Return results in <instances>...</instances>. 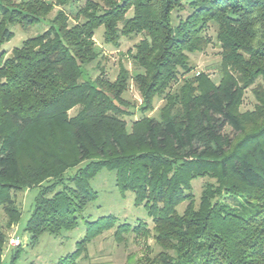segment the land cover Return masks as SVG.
<instances>
[{"label":"trees","instance_id":"1","mask_svg":"<svg viewBox=\"0 0 264 264\" xmlns=\"http://www.w3.org/2000/svg\"><path fill=\"white\" fill-rule=\"evenodd\" d=\"M76 1L0 0V48L11 27L34 26L57 9L47 29L7 58L0 52L4 226L20 215L10 191L40 187L26 225L31 242L76 228L96 198L89 181L106 168L122 195L134 193L152 228L100 218L58 264H75L84 245L110 229L117 239L151 236L159 251L137 264H264V0H86L67 13ZM99 27L116 48L120 38L140 37L129 52L134 81L141 110L156 96L164 100L157 119L141 117L128 128L123 68L113 82L85 71L100 55ZM211 30L220 49L217 83L202 72L190 76L189 56L212 43ZM247 90L254 106L241 112ZM198 178L207 181L195 202ZM4 241L0 223V264Z\"/></svg>","mask_w":264,"mask_h":264},{"label":"rangeland","instance_id":"2","mask_svg":"<svg viewBox=\"0 0 264 264\" xmlns=\"http://www.w3.org/2000/svg\"><path fill=\"white\" fill-rule=\"evenodd\" d=\"M12 1L18 3L20 0ZM85 1L77 0L72 7L65 8V11L67 13L74 12V10L81 8ZM56 11L57 9L54 8L45 20L34 26L21 27L16 25L11 27L13 37L2 45L0 52H3L7 58L11 55V51L14 48H19L22 45L24 40L43 32L47 29L48 23ZM128 16H130V13H128ZM209 36L212 39V43L202 52L189 56V65L192 67L190 76L202 72L208 74L217 83L219 80L220 49L212 30L209 31ZM139 40V36L120 38L119 46L116 48L104 42L103 27H99L95 30L94 41L100 51V55L94 62L84 66L89 77L102 76L111 82L115 80L121 68L127 72L129 80L121 95L125 102V106H122L125 112H123L121 117L126 120L128 128L134 120H138L141 117L146 116L157 119L159 110L164 104V100L156 96L152 101V108L141 110L144 101L142 92L134 81L135 72L132 71L133 62L131 59V53L135 52V45ZM179 85L180 83L172 84L171 91H174ZM253 106V97L250 91L247 90L244 94L240 111H250ZM77 111L78 107H75L69 110L67 114L72 117ZM71 174H73V170L67 172V175ZM206 181L207 178H198L192 181L191 193L195 202L198 201L201 188ZM42 185V187L44 185L47 187V183ZM89 186L96 193V198L85 207L78 217L77 227L68 231L62 230L58 235H50L44 232L40 234L34 243L31 242V235L26 231V225L41 188L11 190L10 198L18 207L20 215L17 223L14 222L13 225L6 228L4 226L6 216L2 211L0 212V223L5 233L1 264H10L14 253H19L15 264H58L61 258L75 251L77 243L86 235L89 227L88 223L103 217L111 216L115 218V227L123 223L134 227L138 222H144L147 223L149 229L152 228L151 219L148 217L144 207L134 205V193L128 191L122 195L118 191L113 171L103 168L89 181ZM59 190L60 187H57L54 192ZM224 200L231 205L238 203L237 200L232 198ZM184 207V204L178 206L177 211L181 213ZM114 233V229L105 230L100 236L86 243L82 254L76 259L75 264H137L147 257L151 260L159 251L151 236L148 238H143L142 236L135 238L133 233H128L123 234L121 239H117L114 237ZM12 238L19 239L20 244L16 247L9 246V240Z\"/></svg>","mask_w":264,"mask_h":264},{"label":"built area","instance_id":"3","mask_svg":"<svg viewBox=\"0 0 264 264\" xmlns=\"http://www.w3.org/2000/svg\"><path fill=\"white\" fill-rule=\"evenodd\" d=\"M198 74V73H197ZM20 244V240L19 239H10L9 240V246H11V247H16V246H18Z\"/></svg>","mask_w":264,"mask_h":264}]
</instances>
